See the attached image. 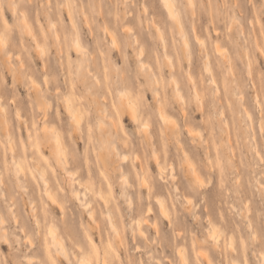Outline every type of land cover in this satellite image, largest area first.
Listing matches in <instances>:
<instances>
[{
    "label": "rangeland",
    "instance_id": "374dc122",
    "mask_svg": "<svg viewBox=\"0 0 264 264\" xmlns=\"http://www.w3.org/2000/svg\"><path fill=\"white\" fill-rule=\"evenodd\" d=\"M64 2L0 0V143L11 141L16 156L48 161L65 194L64 209H50L68 248V259L55 254L58 264H74L78 252L69 243L87 246L90 237L100 250L111 240L120 254L114 264H208L199 248L211 264H264V0H194L191 7L174 0L189 58L162 0H68L75 24ZM22 13L43 52L22 27ZM75 32L82 51L74 49ZM65 97L80 113L79 127ZM120 98L137 107V119ZM44 122L60 131L74 177L85 182L89 170L94 181L101 175L112 182L121 241L113 240L103 206L92 203L94 221L70 197L74 183L50 166ZM2 146L0 215L9 242L0 243V264H38L46 257L29 199L42 217L41 186L28 174L31 158L21 160L25 176L15 182L13 165L2 166Z\"/></svg>",
    "mask_w": 264,
    "mask_h": 264
},
{
    "label": "bare ground",
    "instance_id": "6f19581e",
    "mask_svg": "<svg viewBox=\"0 0 264 264\" xmlns=\"http://www.w3.org/2000/svg\"><path fill=\"white\" fill-rule=\"evenodd\" d=\"M64 1H65L64 4H65V7L67 8L68 15L70 17L71 23L72 24H75L74 23V20H73V17H72V14H71L69 2H68V0H64ZM162 1L164 3V7H165V9L167 11L168 16L172 20H174L173 21L174 22V26H175V28L177 30L178 35H179L180 44L182 45V50L181 51H182L183 55H185V56H187V58H189L188 57L189 54H190V51H189V43H188V40H187V37H186V33H185V30H184V26H183V22H182V18H181L180 11L178 10V7L176 6L174 0H162ZM47 2H48V0H47ZM186 2L191 7L193 5V3H194V0H186ZM13 10H15V5L13 6ZM20 19H21L22 27L24 28L25 32L28 33V34H30V35H32V39H33V41L35 43V46L37 48H40L41 45L38 44L34 33L31 32L32 30L29 27V25H28V23H27V21H26L25 16H24L23 13L20 16ZM51 20L48 19V21H49L48 24H49L50 28H53L54 23ZM52 34H53L54 40L58 41L57 31L52 29ZM75 34H76V36H75L74 41H73L74 49H75L76 52L77 51H82V45H81V42H80V38L77 36V32H75ZM109 36L111 38V43L110 44L113 45V43H117L115 41V39H114L113 33L112 34L110 33ZM1 39L2 38L0 37V40ZM135 41H137V38H135ZM164 46H166V43L165 42H164L163 47ZM40 52H43V51H41V48H40ZM166 55H167L168 58H170V55L167 52H166ZM170 60L171 59H169L168 61H170ZM142 64H144V63H142ZM87 72H88V70H87ZM31 81H32V79H31ZM33 82H34V80H33ZM154 83L155 82H152L151 83V80H150V84L151 85H153ZM174 84H177V83H175V80H174ZM32 87H35V84H33ZM178 91L180 92V90H178ZM120 92H122V91H120ZM124 92H122V93H124ZM122 93H120V94H122ZM125 93H127V92H125ZM155 93H157V92H155ZM119 96H121V95H119ZM119 96L117 98H119ZM196 96H198V95H196ZM193 97L195 98V96H193ZM63 100L65 101V104H64L65 105V108H66V110L69 113L67 115L68 116L70 115V117H68V118H71V120L74 123V125H73V123H72V125L73 126H76V127H79L81 117H80V113H79L77 107L74 105L73 101L69 97H65ZM121 100H123V103L124 104L125 103L127 104L128 108L132 112V115L131 116H133L135 119H137V117H138L137 107L130 100H128V98H126V99H123V98L121 99L120 98V101H119V99L117 101H119L121 103L123 109H124V106H123ZM120 103H119V105H120ZM2 111H4V110L2 109ZM125 113L127 114V112H125ZM159 113H160L159 116L160 115H164V114H162V112H159ZM1 116H3L2 117L3 119L1 120V122H2V124L4 126V129L6 130V135H9V133L7 132L8 131L7 130V128H8L7 120L5 119V116L4 115H1ZM165 121H166V119H165ZM47 122H49V121H47ZM143 124H147V123H142V125ZM41 125H42L41 126V131L43 132V136L47 138L48 145L51 148V156H52L53 164L50 165V166L57 165L60 168H62L64 170V172L69 176V180L71 181V183L72 184L74 183V186L69 190L70 197L72 199H74L76 202H78V204L82 207V209L87 211V214H88L87 217H90V219H93V220H94V214H93L94 213V210H93V206L94 205L92 203L93 202H96V204H99V205L103 206L104 207V210L102 211V213H105V215H106V217L108 219V225L110 226V228L112 229V232H113V240H115V242L121 241V239H122L121 229H120V227H119V225H118V223H117V221H116V219L114 217L115 215L113 214V207H114V201L113 200H114V198L112 196V194H113L112 182H110L109 179H106V178H104V176H101V175H98L100 182L94 181L93 180V177L92 176H89V170H87L86 171V174H85L86 175L85 177H88L89 180L88 179L87 180L84 179L85 182H82V178L74 177L75 175H73V174H75V173H72V171H70L68 169L69 160L67 159V157L65 155V148H64V145H63V142H62V136H61L60 131L58 129H55L53 127H50L51 125L49 126L46 122L42 123ZM140 127H141V124H140ZM178 128H179V126H178ZM27 130H29V128H27ZM77 130H78V128H77ZM74 132H76V131H74ZM144 135H143V137H144ZM29 136H31V134ZM32 145H35V143H33ZM1 146L2 145L0 143V147ZM2 147H3V152H4L2 154V156H1L2 166H3V168H6L7 169V167H9L10 164L13 165L12 167L14 169H13L12 175H13V178H14L15 182L18 183V184H21L22 183V179L21 178L25 176L24 175L25 174V171H24V169L22 167L23 165H22V161L21 160L23 159L24 161H26V158H29V159L31 158L32 159L31 162H29V165H28V168H29L28 174L30 175V179H31L32 182L34 181L35 183H38V185L41 186L42 196L44 198V200H43V202H44V211H43V216L42 217H41V215L39 213H37V208H36L37 207L36 206L37 204L35 205L34 204V201H32L31 199H29L30 211L32 212V217L34 219V222L37 225V228L36 229H38V231L41 233L40 234L39 245H37V246H39L41 248V251L43 252L44 256L46 257V261H39L38 264H58L59 263V262H57V258L58 257L56 258L55 254L57 256L60 255V257H63L64 259H66L67 258V255H68L67 254L68 248H67V245L65 244V242H63V238H60L61 236L59 237V235H58L57 225H56V223L53 222L52 216H50V209H53L54 206H58L60 209H64L65 194H63V192H62L63 190H60V188L53 181V178L51 176V171H50L49 166H48L49 165L48 161H46V164L47 165H44L43 163H40L41 161L39 159H36L33 155H31V156L28 155L27 157H25L26 154L23 153V151L21 152V155L19 154V156H16V149H15L14 145L12 144V142L11 141H8V140H6V144L4 146H2ZM1 153H2V151H1ZM27 154H29V153H27ZM122 156L124 157V155H122ZM122 156H120V157H122ZM156 157H158V156H156ZM120 159H122V158H120ZM70 162H72V161L70 160ZM160 169H162V168H160ZM0 173H1V171H0ZM20 174L21 175L23 174L24 176L20 177L19 176ZM125 175L121 176V179ZM196 177L197 176H195V178ZM101 180H104V184H105L106 190H104L102 188ZM1 181H3L2 177L0 178V182ZM27 181H28V179H27ZM123 181L124 182L121 181V184L122 183H127V180L126 179H124ZM140 181H141V184H144V185L147 186L148 192H150L151 191V187H150L149 184H146L147 183L146 178L144 176H141ZM87 185H90V186H87ZM123 185H122V187H123ZM18 187H19V185H18ZM1 196H4V192L3 191H1ZM189 200H191V199H189ZM127 201L130 202L131 201V198L128 197L127 198ZM157 204L159 205L160 211H162V213L165 214L167 211H166V205H165L164 200L162 198H157ZM8 207L10 208V209L9 208L8 209L11 210L10 212L12 213L11 215L13 217V221L16 222V218H17L16 214L12 210L10 204L8 205ZM63 214H64V212H63ZM62 218H61V220L63 221ZM140 220H141L140 218L136 219L135 224H136V227H137L136 230H138L140 233H142L143 231H142V229L140 227V224H141V221ZM63 222H65V221H63ZM3 223H4V218L0 215V243L1 242H4V241L6 242L7 240H9L7 238L8 235H7L6 230H5L4 226H3ZM95 225H96L95 227L99 229V226L97 225V222H96ZM64 227H65V229L67 231H69L67 226L64 225ZM38 231H37V233H38ZM180 233H182V232H180ZM213 234H214V232H212V234H209V235H211V237H212ZM68 235H70V232H68ZM215 239H216V237H215ZM12 240H14V239H12ZM230 241H232V240L230 239ZM7 242H9V241H7ZM16 244L18 245V243H16ZM69 244H70V247L71 248L72 247L73 248H76V250L78 252V255L75 254L77 256V260H76V262L74 264H88L94 258H96L98 260V264H114L113 263V259L114 258L120 259V254H119L117 248L113 246L111 240H109V239H108V242H106V244L103 245V247H102L103 249L102 250H100V246L93 240L92 237L89 238V244L87 246L82 245L79 241H76V240H72L71 243H69ZM214 244H216V243H214ZM30 245H31V243H30ZM110 245H111V247H110ZM214 246H216V245H214ZM135 247H137V246H135ZM228 247H230V246H228ZM76 250L74 252H76ZM219 250H221V249H219ZM181 251H182V249L179 252L180 255L183 254V253H181ZM196 252L199 253V256H202V258H203L204 261H206L208 264H211V257L208 254L205 253L206 252L205 250H204V252H201V249L199 248V249L196 250ZM177 253H178V251H177ZM232 255H231V257H232ZM181 258H182V256H181ZM29 259L30 258H28L27 260H29ZM182 259H184V258H182ZM68 261H70V260H68ZM231 262H232V264H235L234 261H231ZM29 264H31V263H29ZM236 264H238V263H236Z\"/></svg>",
    "mask_w": 264,
    "mask_h": 264
}]
</instances>
